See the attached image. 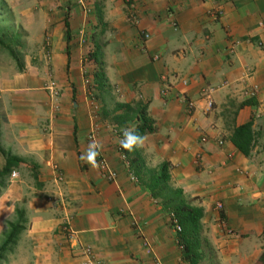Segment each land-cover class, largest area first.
<instances>
[{
  "label": "crops",
  "instance_id": "obj_1",
  "mask_svg": "<svg viewBox=\"0 0 264 264\" xmlns=\"http://www.w3.org/2000/svg\"><path fill=\"white\" fill-rule=\"evenodd\" d=\"M93 2H88L95 8L88 19L74 11L68 21L71 37V22H83L78 34L90 35L93 49H101L107 85L103 89L116 94L112 125L92 122L80 95L75 111L48 117V129L42 132L36 127L27 138L34 163L43 171L58 167L64 179L55 192L60 200L53 211L56 218L48 222L46 217L44 224L34 226L36 236L53 239L51 261L81 264L82 249L88 248L106 264H183L163 207L132 180L119 150V133L136 122L117 124L114 118L121 112L115 111L116 105L141 101L147 104L155 130L145 135L138 150L149 169L169 163L170 186L202 209L203 251L208 248L220 264H260L264 0ZM76 62L70 54V69ZM75 84L81 91L80 83ZM206 87L212 88L211 109L201 95ZM186 101L194 102L193 110H188ZM250 121L255 141L245 157L232 145L230 135L234 127ZM92 139L103 145L99 156L116 172L114 182L80 159Z\"/></svg>",
  "mask_w": 264,
  "mask_h": 264
},
{
  "label": "rangeland",
  "instance_id": "obj_2",
  "mask_svg": "<svg viewBox=\"0 0 264 264\" xmlns=\"http://www.w3.org/2000/svg\"><path fill=\"white\" fill-rule=\"evenodd\" d=\"M78 1L0 0V170L8 155H25L9 176L0 178V245L9 232V223H18L16 210L24 211L26 221L25 229L0 264H53L49 257L53 239L36 236L34 226L44 224L46 217L48 222L56 218L53 211L60 200L55 192L63 186L64 179L58 167L47 166L49 171H43V166L34 163L27 152L29 132L36 127L45 132L48 117L75 111L82 96L92 122H113L111 111L116 94L111 88L99 89L93 84L94 63L89 53L94 39L78 34L83 22L77 20L71 22L70 42L76 68L70 69L69 65L67 69L64 18H71L75 11L77 16L85 13L88 19L95 12L88 4L94 0H81L83 4ZM163 211L176 234L172 217L164 208ZM261 243L263 253L264 234ZM203 249L204 246L200 264H220L208 248L205 252Z\"/></svg>",
  "mask_w": 264,
  "mask_h": 264
},
{
  "label": "trees",
  "instance_id": "obj_3",
  "mask_svg": "<svg viewBox=\"0 0 264 264\" xmlns=\"http://www.w3.org/2000/svg\"><path fill=\"white\" fill-rule=\"evenodd\" d=\"M65 29V53L67 57V69L70 59L71 31L68 17L63 21ZM89 58L94 63L92 75L93 84L99 89L106 87V79L101 63V49H93L89 53ZM249 102H242L238 108L247 105ZM115 111L121 112L114 121L117 124H123L127 121H135L138 131L142 135H148L154 132V121L147 115V104L141 101L133 104H117ZM74 141L76 126H73ZM122 138V133H119ZM255 135L252 131V122H247L234 127L230 135L232 145L245 157L250 155L254 146ZM119 150L128 162L133 177L148 190L151 198L160 202L161 206L168 211L172 217V225L178 226L176 233L178 246L181 248V260L185 264H200L202 260V246L206 243L202 237L201 219L203 211L201 208L194 207L186 201L180 189H174L170 186L169 163H162L158 168L149 169L145 166L138 148L132 152H126L119 145ZM23 159L15 155H8L4 166L0 170V178L9 176L12 169L17 167ZM18 223H9V232L5 240L0 245V260L10 248L16 243L18 235L25 229L24 211L16 210ZM260 264H264V252L259 257Z\"/></svg>",
  "mask_w": 264,
  "mask_h": 264
},
{
  "label": "built area",
  "instance_id": "obj_4",
  "mask_svg": "<svg viewBox=\"0 0 264 264\" xmlns=\"http://www.w3.org/2000/svg\"><path fill=\"white\" fill-rule=\"evenodd\" d=\"M215 15H220V12H217ZM143 37H144V39H147L148 35L144 34ZM153 58H154V60H158L159 56L155 55ZM181 84L183 86H186L187 85V81L186 80H181ZM253 93L254 92H251V94H253ZM161 94L165 95L166 94V90L163 89L161 91ZM211 94H212V88L206 87V88L202 89L201 95H202V98L205 100L206 106H207L208 109H211L212 106H213V101L211 99ZM186 107L188 108L189 111L193 110L194 109V102L193 101H186ZM201 141L205 142L206 138L202 137ZM218 144L222 145V141H219ZM98 162H100V167L99 168H100L102 177L105 178L107 181L114 182L117 179L116 172L109 167L107 162L101 156H99V161ZM12 176H15V174L12 173ZM132 180H135V178L132 177ZM218 208L220 209L221 206L218 205ZM176 229L179 230V227L176 226ZM64 230L66 231L67 228H64ZM81 255H82V258H83V261H82L81 264H106V263H103V262L97 260L94 257V255L92 254L91 250L88 249V248L82 249Z\"/></svg>",
  "mask_w": 264,
  "mask_h": 264
},
{
  "label": "clouds",
  "instance_id": "obj_5",
  "mask_svg": "<svg viewBox=\"0 0 264 264\" xmlns=\"http://www.w3.org/2000/svg\"><path fill=\"white\" fill-rule=\"evenodd\" d=\"M146 137L142 135L136 126L125 128L122 132V138L119 139V145L126 152H132L145 143ZM103 145L96 139H92L85 150L80 156V159L86 164L90 165L93 169L100 167L97 157L101 154Z\"/></svg>",
  "mask_w": 264,
  "mask_h": 264
}]
</instances>
